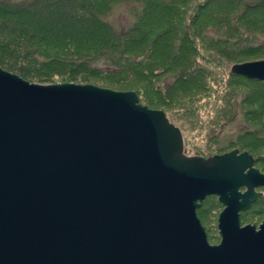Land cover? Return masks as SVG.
<instances>
[{"label":"water","instance_id":"obj_1","mask_svg":"<svg viewBox=\"0 0 264 264\" xmlns=\"http://www.w3.org/2000/svg\"><path fill=\"white\" fill-rule=\"evenodd\" d=\"M230 73L264 84V59ZM251 163L187 156L181 130L134 91L0 68V264H264V221L239 222L252 195L239 187L264 181ZM213 195L218 245L196 214Z\"/></svg>","mask_w":264,"mask_h":264},{"label":"trees","instance_id":"obj_2","mask_svg":"<svg viewBox=\"0 0 264 264\" xmlns=\"http://www.w3.org/2000/svg\"><path fill=\"white\" fill-rule=\"evenodd\" d=\"M122 6L129 25L110 20ZM200 41L221 66L264 56V0H0V68L27 81L144 88L153 107L208 90ZM255 97L264 112L260 92L245 100ZM262 113L248 120L264 124Z\"/></svg>","mask_w":264,"mask_h":264},{"label":"rangeland","instance_id":"obj_3","mask_svg":"<svg viewBox=\"0 0 264 264\" xmlns=\"http://www.w3.org/2000/svg\"><path fill=\"white\" fill-rule=\"evenodd\" d=\"M124 8L122 6L116 9L115 14L110 20L115 21L118 25H129L133 21L132 16L128 12L126 13L127 10ZM204 45L200 41L198 61L202 62L212 73L205 79V83L207 81L209 83H207L208 90L206 92H201V94L196 95L195 93L194 95H181L178 98L179 101H175L174 106L171 109H167L163 106H150L148 100L154 102H158V100L154 95H148L143 88L139 92V104L149 109L161 110L166 114L168 120L181 130L184 153L188 156L198 154L205 157L213 156L227 152L232 148L244 150L247 148L244 144L246 143V141L244 142L246 127L253 126L261 129V132L264 133V124L256 120H248L251 117L257 118L260 116L263 109L257 108L258 103L256 102V97L254 100L253 98H247L245 100V95H254L255 92H260L264 96V84L242 77H238L237 79L236 77H232L230 74L231 64L224 61L225 64L221 66L216 60L217 58L215 59L214 53L209 49L207 50ZM263 59L264 56H257L256 60L253 61ZM29 82L45 85L61 83L80 84L64 81L61 77H54L47 83L39 81ZM105 82L110 81L105 80ZM91 85L105 88L102 82ZM142 86L141 84L139 87ZM119 92L126 91L120 90ZM234 92L239 93L238 98L235 95L232 96ZM227 101L231 103L228 104ZM189 109L194 112V116L191 115ZM246 112L249 114L247 115ZM234 115L233 120L228 123L225 122L228 121L229 117ZM241 139H243V142ZM221 210L222 206L218 204L217 198L210 196L203 201L201 207L196 211L197 218L205 229L207 242L210 245H218L220 243L217 218ZM244 216L249 219L245 221L242 219V225L253 222L258 224L264 218L262 215H252V218L247 217L249 215Z\"/></svg>","mask_w":264,"mask_h":264},{"label":"flooded vegetation","instance_id":"obj_4","mask_svg":"<svg viewBox=\"0 0 264 264\" xmlns=\"http://www.w3.org/2000/svg\"><path fill=\"white\" fill-rule=\"evenodd\" d=\"M249 80H255V79H249ZM255 81H259V80H255ZM259 82L263 83L262 81H259ZM261 131H262L261 129L253 127V126L246 127L245 135H244L245 136L244 142L246 141V143H244V144H245V147H247V148L244 150H239V148L238 149L232 148L231 150L224 152L222 154L229 153L231 151H236L237 155H240L242 153H246L251 158V161H252L251 168L258 171V173L260 175L264 176V133ZM258 153H260V155H258ZM222 154H215V155H222ZM215 155H213V156H215ZM194 156L202 157L205 159L209 158V157H213V156H206L205 157V156H201L199 154L194 155ZM248 170H249V168H248ZM247 191L251 192L252 195L250 198V204L247 207V209L239 212V222H240L241 226H244V225H242V219H243V221L249 219V218H246L244 215H249L247 217H250V218H252L251 217L252 215L264 216V181L263 180L262 181L254 180V182H253L252 178H250V176H249L247 184L239 187V189H238L239 193H245ZM213 196H215V195H213ZM208 197H210V196H208ZM215 197L217 198L218 204H220L222 206V210H223L225 208V206H223L219 202L217 196H215ZM222 210H221V212H222ZM218 217H219V215H218ZM263 221H264V218L258 224H255V222H253V223H247L245 225H252V226H255L256 229H258L259 225H261L263 223ZM217 226H218V218H217Z\"/></svg>","mask_w":264,"mask_h":264}]
</instances>
